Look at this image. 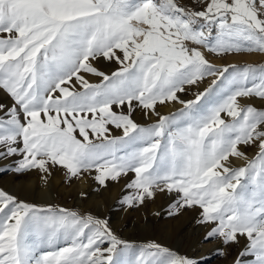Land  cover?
<instances>
[{
  "label": "snow or ice",
  "instance_id": "obj_1",
  "mask_svg": "<svg viewBox=\"0 0 264 264\" xmlns=\"http://www.w3.org/2000/svg\"><path fill=\"white\" fill-rule=\"evenodd\" d=\"M254 54L264 0H0V174L123 181L119 209L163 198L154 216L193 214L211 245L0 187V264H264V62L208 58Z\"/></svg>",
  "mask_w": 264,
  "mask_h": 264
},
{
  "label": "rangeland",
  "instance_id": "obj_2",
  "mask_svg": "<svg viewBox=\"0 0 264 264\" xmlns=\"http://www.w3.org/2000/svg\"><path fill=\"white\" fill-rule=\"evenodd\" d=\"M209 60L217 65L240 62H264V57L254 55H229L224 58L209 56ZM203 87V86H202ZM191 93H189V98ZM171 105L160 108L163 113ZM138 122H143L140 113L134 117ZM252 150L249 149V154ZM239 166L241 163H235ZM123 181L119 184L109 182L107 188L96 191V184L87 176L78 178L70 184L64 182L63 173L54 172L50 184L45 187L39 184V178L14 177L11 173L0 174V187L16 193L20 199L36 202L38 204H59L69 209L90 210L111 222V226L124 238L137 242L158 240L178 250L181 254L196 252L197 256L207 255L210 244H202L194 236L203 235V228L196 224L193 214L184 213L169 219L165 214L156 217L153 213H165L168 201L158 197L155 203H150L146 209L128 211L119 209L116 204L123 188ZM81 193H88L86 199L81 198ZM192 235V236H191ZM199 250V251H197ZM208 264H227L220 258L208 257Z\"/></svg>",
  "mask_w": 264,
  "mask_h": 264
},
{
  "label": "bare ground",
  "instance_id": "obj_3",
  "mask_svg": "<svg viewBox=\"0 0 264 264\" xmlns=\"http://www.w3.org/2000/svg\"><path fill=\"white\" fill-rule=\"evenodd\" d=\"M169 109L172 110V109H174V108H173V106L171 105V106L168 108V111H169ZM234 162H235V163H241V162L238 161V160H237V161H234ZM191 236H192V235H191ZM199 238H201V236H198V235L194 236V239H196V240L199 239ZM196 255H197V254H196Z\"/></svg>",
  "mask_w": 264,
  "mask_h": 264
}]
</instances>
